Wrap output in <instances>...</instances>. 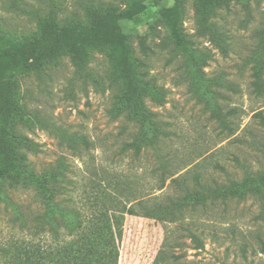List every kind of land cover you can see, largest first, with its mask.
<instances>
[{"label": "rangeland", "instance_id": "374dc122", "mask_svg": "<svg viewBox=\"0 0 264 264\" xmlns=\"http://www.w3.org/2000/svg\"><path fill=\"white\" fill-rule=\"evenodd\" d=\"M24 1L45 13L53 10L58 0ZM104 1L115 6L86 12L79 5L81 0H61L65 5L57 13L60 22L67 20L66 25L78 28L89 26L93 18H99L107 9L118 17L110 19L111 23L101 30L105 39L101 37L86 45L90 54L86 67H76L71 47H61L56 57L43 58L42 67L33 69L30 62L6 51L20 49L21 34L38 31L36 17L21 8V1L18 7L14 0H0V81H10L11 89L15 87L20 93L22 116L33 118L32 111L39 110L51 117L58 128L54 138L49 137L47 130L37 126L30 130L24 119L19 121L15 126L17 132L41 143L43 152H26L17 161L21 169L10 173L2 169L0 158V244L10 250L8 263L108 264L112 248L116 264H153L168 242L167 253L180 256L175 264H264V253L253 252L249 246L246 256L241 255V245L255 243L254 226L260 223L257 218L261 206L253 199L237 205L234 200L227 204L216 201L209 203L206 214L197 212L190 227L202 239L200 248L193 246L179 222L170 220L180 207L151 213L135 205L142 200L150 209L168 195H176L178 190L164 175L170 170L177 172L173 177L189 173L188 184L193 183L196 173L216 172L220 179L225 178L217 163L228 172L237 170L239 176L242 174L229 157L250 151L232 139L242 134L246 123L261 135L252 115L264 108V98L251 94L250 70L242 69L241 57L248 54L251 43L256 41L261 46L249 57L248 67L254 68L253 73L264 71V32L257 33L264 28V0H225L214 7L209 22L223 16L225 20L221 21L231 36V47L226 53L212 41L214 33L198 26L197 0ZM73 16L80 19H71ZM113 26L120 47L128 49L134 60L125 59L121 50L111 45L109 35ZM100 72L104 73L107 85L112 84L113 110L125 111L127 119L111 120L106 115L110 90L95 91L91 81L93 74ZM73 75L76 79L72 98L66 96V90ZM209 77L218 84L220 77H225L237 85V91L224 90L229 99L222 102L237 108L231 119L240 125L231 136L221 130L209 111H204L188 91L187 85L213 107L214 100L207 91L215 85L210 84ZM152 81L168 92L163 105L152 100ZM143 106L171 124L169 141L162 150L169 159L159 162L153 151L143 149L141 164L133 160L131 153L119 154L115 161H110L111 155L120 149L119 142L114 140L109 141L111 146L106 151L93 150L92 157L72 153L83 148L72 133L93 137L94 133L117 135L120 124L125 127L123 131L143 132L144 120L134 122ZM114 113L117 114L116 110ZM59 140L64 148L77 149L61 150L56 144ZM122 140H128V132H121ZM25 151L21 146V155ZM61 154H66L68 167L56 164ZM24 165L28 167L22 170ZM164 177V188H154ZM133 205L136 212L130 213L128 209H135ZM180 236L185 243L182 250L174 244V239L180 243Z\"/></svg>", "mask_w": 264, "mask_h": 264}, {"label": "trees", "instance_id": "16d2710c", "mask_svg": "<svg viewBox=\"0 0 264 264\" xmlns=\"http://www.w3.org/2000/svg\"><path fill=\"white\" fill-rule=\"evenodd\" d=\"M19 7V2L21 1V8L30 10L36 17V21L38 24V31L33 34H21V44L20 49L9 48L6 51V54L11 55L13 57H21V59L26 60V62H30V67L41 68L42 64L45 61H42L43 58L50 59V57H56L60 52L61 47H71L72 51V60L76 67H86L88 61L90 59V54L86 50V45L91 44L94 41L100 40L101 37L105 39L104 35L101 34V30L105 29L110 23V19H117L118 17L115 13H111L109 9L102 13L99 18H93L92 22L87 27H71L66 25V21L60 22L57 17V13L62 11L64 8V3L61 0H58L55 4L53 10L49 12L42 13L39 9L34 6L29 7L26 1L24 0H14ZM51 0H47L46 3ZM198 1V26H203L208 29L210 34H215L212 41H215V44L219 47V49L226 53L229 51L231 47L229 30L226 28V25L221 21L225 20L223 16H218L217 20H213L209 22L210 16L213 12V9L216 5H218L221 1L225 0H197ZM25 5L27 7H25ZM82 10L87 11H98V9L111 8L108 5L115 6L114 4L105 3L104 0H81L79 4ZM108 6V7H107ZM81 11V10H80ZM78 11V12H80ZM77 13V12H72ZM71 19H80L78 16H73ZM115 19V20H116ZM220 19V20H219ZM114 20V22H115ZM115 24V23H114ZM117 24V22H116ZM86 30L84 32H77V30ZM111 35L109 41L111 45L115 48H119L121 52L124 54L125 59H132L129 57V50L125 47H120L117 37V30L115 26L110 28ZM264 32L263 29H258L257 33ZM70 40V42H69ZM258 43L254 41L251 43L249 52L246 56L241 57L242 69L250 70L249 73V86L251 89V94H254L257 97L264 98V71L256 70L258 73H253V67H248V59L250 56H254V54L258 51L259 48ZM264 46V45H263ZM10 47H15L11 45ZM251 57V58H252ZM134 60V59H132ZM151 61V59H150ZM261 62L264 66V53L261 57ZM146 65L149 66V61L146 59ZM241 69V68H240ZM245 71V70H244ZM206 75V74H205ZM207 75H209L207 73ZM214 77V76H211ZM74 79L76 77L73 75L68 82L69 88L66 90V96L75 97L73 91ZM221 83L218 84L213 81L212 78H208L210 84L215 85V87H211L208 89V95L213 98V107L209 106L206 100L202 99L198 95L192 92V89L189 85H187L189 93L192 95L194 100L202 106L204 111H209V116L212 118L221 130H226L228 136L234 134L236 127H239V123H234L235 120L231 117L237 114L236 107H228V103L226 106L223 105V101L229 99V96L225 94L224 90L229 89L232 91H237V85L231 81L225 79V77H220ZM92 86L95 91H105L106 88L110 90L111 101L108 103V108L105 109L106 115L111 120H117L118 118H123L124 120L128 118L125 111H118L117 108L115 114L113 110V87L111 82H108V85L105 80L104 73L93 74V78H91ZM153 87L149 90L151 92L152 100L158 105H163L166 102L167 90L161 85L154 83L152 81ZM12 83L10 81H0V158H1V167L6 173L16 172L18 169H21V164L17 165V161L24 156H26V152L31 153H42V144L33 140L31 137L24 135L23 133L17 132L15 129L16 124L25 120L26 126L33 130L36 126L38 128L44 129L48 131L49 137H56L54 135V130L58 131V128H55L56 125L52 121V118L47 116L45 112H41L39 110L32 111L31 115L33 118L29 116H22L23 114V103L20 93H18L14 88L11 89ZM220 86V87H219ZM206 102V103H205ZM142 112L139 114V117H135L134 122H141L140 119H143L146 123L145 129L143 132H132V131H123L125 128L124 125L120 124L119 131L117 135H112L111 133H105L100 136V134L94 133V137L89 134L83 133H72V137L74 140L80 142L82 145V149L80 151H72L73 154L82 157L87 155L88 157H92V151L95 149H102L106 151L111 146L109 141L114 140V142H119L120 149L117 152L111 155L110 161H115L116 156L119 154L131 153L133 156V160L141 164L142 162V150L145 149V152L150 150L155 153V157L159 162H163L162 160L169 159L168 157H164L162 153L163 146L166 142L169 141V137L171 135V124L168 121H165L163 118L159 116L158 113L151 111L149 108L143 106ZM133 119V118H131ZM253 121L260 127L258 129L261 132V135L254 133L248 123L244 125L242 128V134L236 135L233 137L232 142H236L239 145L249 149L248 154H244L240 156L236 153H233L229 160L232 161L235 167L239 168L242 171V174L239 176L237 170L233 173L228 172L220 163L216 164V167L225 174V178L220 179L218 173H196L192 176V184H188L187 181L189 179V173L179 174L176 177H173L177 172L169 171L166 174L167 178L170 179V183L174 185L178 193L176 195H168L165 197L163 202H157L154 204V207L147 209L145 206L146 203L142 200L137 201V207L141 206V208H146V210H150L148 212L155 213L156 210H167L173 207H180L178 213H172L171 221L179 222L178 226L180 229L185 230L189 237L191 238V242L195 248L202 247V239L200 235L197 234L195 229L191 228V221L198 216L197 212L205 213L207 211V206L210 204H215L216 201H219L222 204H227L229 201H236V205L238 203L244 202L248 199H253L260 203L261 209L259 212V216L257 220L260 223H256L254 227L256 230L254 235L256 238L255 243H245L241 245V255L243 257L246 256L247 248H249L255 252L264 253V108L260 109L253 113L252 115ZM135 126V123H132ZM61 128V126H58ZM64 131V130H62ZM121 132H128V140H122L120 142ZM247 135L248 137H244ZM98 140V141H97ZM57 146L61 150H65L66 148L76 150L77 147H63V143L59 140L57 141ZM18 145L19 150H18ZM21 146L26 150L24 152L25 155H21ZM247 146V147H246ZM131 150V152H130ZM66 151V150H65ZM64 151V152H65ZM168 152V151H167ZM252 152H255L252 153ZM251 153V154H250ZM258 153V154H256ZM168 156V155H167ZM20 157V159H19ZM171 160V159H170ZM167 161V160H166ZM56 164L62 165L64 168L67 165L66 162V154L59 155L56 160ZM218 162V161H217ZM143 165V164H142ZM255 165L256 168L253 166ZM22 170H25L27 165L23 166ZM65 170V169H64ZM22 172V171H21ZM239 176V177H238ZM160 178L159 184L156 185V189H163L165 186V178ZM133 205V207L135 206ZM135 208V207H134ZM135 209L130 207L128 211L130 213L136 212ZM236 226V225H235ZM78 228V224L76 226ZM177 228V224H176ZM238 230L237 227H235ZM232 232H236L232 229ZM253 233V232H252ZM233 234V233H232ZM181 236L178 237L180 243H177L176 239H174V244L178 249L182 250L185 246V243L181 241ZM160 254L157 256L153 264H175L177 261L176 258H180V256H175L167 253L166 245ZM113 249H109V261L108 264H116L114 257ZM10 258V250L5 246L0 244V264H11L8 263Z\"/></svg>", "mask_w": 264, "mask_h": 264}]
</instances>
